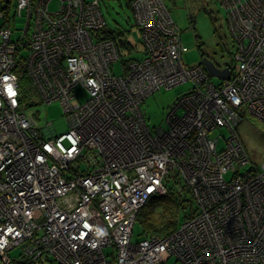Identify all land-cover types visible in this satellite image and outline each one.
Instances as JSON below:
<instances>
[{
	"label": "built area",
	"instance_id": "2783aa9c",
	"mask_svg": "<svg viewBox=\"0 0 264 264\" xmlns=\"http://www.w3.org/2000/svg\"><path fill=\"white\" fill-rule=\"evenodd\" d=\"M99 1L0 0V264L16 246L58 264H264V153L251 161L237 132L243 118L264 122V0H217L233 43L218 84L182 62L187 46L163 0H131L142 53L115 73L120 51ZM18 69L43 103L60 102L65 132L26 113ZM187 81L167 128L152 131L141 103ZM221 127L226 136H211ZM170 180L188 189L190 214L132 241L139 209Z\"/></svg>",
	"mask_w": 264,
	"mask_h": 264
},
{
	"label": "rangeland",
	"instance_id": "374dc122",
	"mask_svg": "<svg viewBox=\"0 0 264 264\" xmlns=\"http://www.w3.org/2000/svg\"><path fill=\"white\" fill-rule=\"evenodd\" d=\"M169 13L180 29L181 42L187 46V50L182 53V62L186 65L198 64L207 54L220 65L233 62L230 52L233 50V43L225 23V11L217 0H163ZM130 0H100V9L106 21V26L112 30L121 32V36L131 42L132 47L127 50L120 49V57L113 63L112 70L115 73H121L122 59L137 58L141 56V44L139 41L140 31L137 26ZM56 3L50 4V9H55ZM3 19L0 17V23ZM24 27L23 19L17 18L12 36L21 33ZM14 28V27H13ZM12 28V30H13ZM201 44V47L198 45ZM27 55V49H21L19 56L24 58ZM24 66V62L18 61V67ZM19 70L20 76V94L21 99L28 105L25 106L27 114L33 115L40 126L51 123L57 134L63 133L68 129L66 116L59 101H53L50 104L42 102L39 93L31 82L21 79L22 70ZM214 84L221 80L217 77H211ZM191 84L183 82L174 87L165 89L160 88L153 92L141 103V110L146 119L149 128L154 131L157 128H167L166 116L179 96L187 92ZM76 93L80 101L87 98V94L82 88H77ZM179 114L182 110L178 111ZM237 132L243 145L250 156L251 161L261 162V155L264 153V122L249 118H243L237 125ZM229 133L226 127L216 129L211 136L221 134L226 136ZM223 139L218 142V148L222 147ZM144 236L140 235V228L134 225L132 241H139ZM19 246L10 251L12 258H19ZM105 254L113 252V248L104 247ZM33 264H58L55 260L42 258ZM165 264H180L171 257Z\"/></svg>",
	"mask_w": 264,
	"mask_h": 264
},
{
	"label": "trees",
	"instance_id": "16d2710c",
	"mask_svg": "<svg viewBox=\"0 0 264 264\" xmlns=\"http://www.w3.org/2000/svg\"><path fill=\"white\" fill-rule=\"evenodd\" d=\"M217 2L220 3L219 1ZM102 31L105 36H110L115 39L119 51L121 48L129 50L132 47L131 42L121 36V32L112 30L107 26ZM198 47H201V44H199ZM129 59L130 58L122 59L121 64L125 66V62H127ZM199 64L203 65L201 61ZM218 66L230 67V63L224 65L218 64ZM21 79L25 80L26 82H30L24 70L22 72ZM167 186V193L164 195H155L150 197L139 209L136 215L135 224H137V226L140 228L141 236H158L169 234L181 223L185 217L188 216V213L190 214L191 210L193 209L194 202L189 196L187 188H184V191L179 193L177 192L178 190L176 182L171 180L168 181ZM39 260H32L21 253L19 258H12L10 256L9 264H33Z\"/></svg>",
	"mask_w": 264,
	"mask_h": 264
},
{
	"label": "water",
	"instance_id": "95a60500",
	"mask_svg": "<svg viewBox=\"0 0 264 264\" xmlns=\"http://www.w3.org/2000/svg\"><path fill=\"white\" fill-rule=\"evenodd\" d=\"M201 62L205 66L209 75L212 77H217L219 79H228L229 77V67L226 66L223 69H220L213 59L210 58L207 54L203 56Z\"/></svg>",
	"mask_w": 264,
	"mask_h": 264
},
{
	"label": "clouds",
	"instance_id": "9594fccd",
	"mask_svg": "<svg viewBox=\"0 0 264 264\" xmlns=\"http://www.w3.org/2000/svg\"><path fill=\"white\" fill-rule=\"evenodd\" d=\"M217 63V62H216ZM203 64V63H202ZM219 63H217V65H218ZM204 66V65H203ZM220 69H223L224 67H226V66H223V67H221V66H218ZM222 80V79H221Z\"/></svg>",
	"mask_w": 264,
	"mask_h": 264
},
{
	"label": "bare ground",
	"instance_id": "6f19581e",
	"mask_svg": "<svg viewBox=\"0 0 264 264\" xmlns=\"http://www.w3.org/2000/svg\"><path fill=\"white\" fill-rule=\"evenodd\" d=\"M204 68H205V66H204ZM205 70H206V68H205ZM207 71V70H206ZM208 72V71H207ZM209 74V73H208ZM212 77V76H211Z\"/></svg>",
	"mask_w": 264,
	"mask_h": 264
},
{
	"label": "crops",
	"instance_id": "0c3cea01",
	"mask_svg": "<svg viewBox=\"0 0 264 264\" xmlns=\"http://www.w3.org/2000/svg\"><path fill=\"white\" fill-rule=\"evenodd\" d=\"M141 44V43H140ZM141 50H142V47H141Z\"/></svg>",
	"mask_w": 264,
	"mask_h": 264
},
{
	"label": "flooded vegetation",
	"instance_id": "af4514ba",
	"mask_svg": "<svg viewBox=\"0 0 264 264\" xmlns=\"http://www.w3.org/2000/svg\"><path fill=\"white\" fill-rule=\"evenodd\" d=\"M211 59H213L212 57H210Z\"/></svg>",
	"mask_w": 264,
	"mask_h": 264
}]
</instances>
